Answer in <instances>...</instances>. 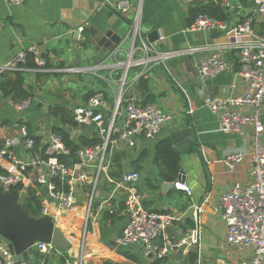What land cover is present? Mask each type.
<instances>
[{
	"label": "crops",
	"instance_id": "1",
	"mask_svg": "<svg viewBox=\"0 0 264 264\" xmlns=\"http://www.w3.org/2000/svg\"><path fill=\"white\" fill-rule=\"evenodd\" d=\"M226 0H131L134 9L123 15L114 9V5L101 0H26L22 5H14L0 0V63H4L22 49L36 45L49 59L51 69L61 67H79L83 72H22L23 88L32 92L29 106L17 111L13 105V96L6 95L2 84L7 80H15L17 73L0 74V147L8 138L18 137L20 144L13 145L10 150L11 160L28 159L34 151L25 145L20 128L26 124L31 133L40 138L38 152L42 149L48 134L59 126L71 133L72 139L79 142L81 136L99 137L95 125L82 124L70 126L60 118L58 109H64L73 116L75 107L86 103L89 96L103 91L112 103L119 92L120 73L115 68L112 52L101 46L99 40L107 31H113L122 37L121 52L118 59H124L131 49L124 43L129 36L130 23L134 12L141 8L142 27L147 33L158 30L166 37L159 43L160 49H178L204 43H221L243 38L234 31H190L194 16L193 10L203 3H224ZM233 4H244L256 9L253 0H229ZM231 18L233 15L231 13ZM229 16V17H230ZM240 11L234 17H241ZM243 18V17H242ZM78 39L74 31L86 28ZM96 37V39H95ZM92 39V42L88 40ZM119 46V45H118ZM226 57L233 61L236 70L239 68L238 53L226 52ZM136 69V68H135ZM97 81L93 87L83 94L71 92L72 80L76 76L95 72ZM236 71L221 73L217 77L202 83L197 78L194 65L189 56L171 58L164 64L154 65L148 78L135 81L128 93H136L144 102H156L170 119L164 124L162 131L154 140L140 138L137 144L129 148L123 143L117 151L122 154L120 166L114 164L111 157L110 170L102 175L97 191V200L88 224L86 251L87 264H104L107 261L119 264H155L156 260L144 255L137 246L126 249L115 247L116 239L122 234L128 221L125 212L127 189L119 185L126 170H137L142 179L138 190L146 209L151 211H171L181 219L159 237L162 242L169 239L179 242L184 237L196 234L197 242L183 252L181 258L174 251L166 257V264H185L189 251L197 254L196 264H253L255 252L252 248L232 245L227 240V223L216 209L222 194L235 183L248 184L252 180L250 167L251 152L254 148L253 133L246 135L226 132L220 129L218 118L204 105L206 95L241 94L246 83L236 78ZM62 74L68 75L62 80ZM115 78L110 84L109 79ZM135 72L128 77L133 82ZM101 82V83H99ZM141 82L146 88H141ZM99 83V84H98ZM234 84L236 85L234 87ZM73 101V102H72ZM192 111V112H190ZM193 123L200 145H193L187 154L180 152V170L175 181L180 180V171H184V180L192 193L175 187H164L160 166L155 162V145L165 138H170L174 131ZM172 140V139H171ZM173 143V142H172ZM242 150L245 159L231 171L224 159L230 152ZM16 171L10 162L5 170ZM113 171V172H112ZM37 169H30L26 185L37 183ZM115 173V174H113ZM175 184V183H174ZM46 185L42 186L43 203L47 199ZM75 191L81 202L68 211L59 210L51 200V212L55 214V222H61L72 214L70 227L64 232L71 244L69 252L61 250V254L47 257V264H63L64 257H75L78 254L84 233L83 218L86 212L87 185L75 183ZM207 199V200H206ZM202 209L196 208L201 206ZM81 214V215H80ZM59 225V224H58ZM60 226V225H59ZM36 261L43 258L37 252ZM33 262V259H30ZM264 264V262H263Z\"/></svg>",
	"mask_w": 264,
	"mask_h": 264
},
{
	"label": "built area",
	"instance_id": "2",
	"mask_svg": "<svg viewBox=\"0 0 264 264\" xmlns=\"http://www.w3.org/2000/svg\"><path fill=\"white\" fill-rule=\"evenodd\" d=\"M6 3L22 5L26 0H3ZM108 2L109 0H103ZM256 9L244 4H233L226 0L223 6L231 16L222 20L212 15L199 14L188 27L190 31H234L243 38L221 43H204L185 48L160 49L159 43L166 37L151 43L148 33L142 27V10L138 8L130 23L129 35L132 36L131 49L124 59H118L121 45L112 51L115 58L114 66L120 73V89L115 94L113 102L108 100L103 91L89 96L86 103L73 110V118L79 124L95 125L101 141L93 145L81 146L78 162L73 165L62 160L70 154V149L63 136L52 130L38 152L36 140L28 125L21 126L20 131L25 139V145L34 153L28 159L11 160L10 150L13 145L20 144L18 137L6 139L0 147V166L3 170L0 181L3 191L11 192V188L19 183L24 185L22 191H27V176L30 169H37L36 180L49 189V196L42 202L40 215L55 214L51 212V200L55 207L62 211L72 209L78 203L75 183L81 182L88 187L86 212L83 218L84 233L78 254L75 257H64L63 264H87L86 238L88 224L97 200V191L102 175L110 170V161L121 144L132 148L140 138L154 140L162 131L170 115L156 102H144L136 93H128L135 81L148 78L154 65L164 64L165 61L179 56H189L200 82L205 83L221 73L235 70L236 78L246 83V89L241 94L206 95L204 105L218 118L220 129L239 135L253 133L254 148L251 152L252 163L250 173L252 180L248 184L235 183L225 191L216 209L227 223V240L232 245L252 248L255 252L253 264L264 262V0H253ZM114 9L123 15L130 14L134 5L131 0H115ZM240 11L243 16L234 17ZM243 17V18H242ZM81 31L84 28H80ZM237 52L239 68L236 70L233 61L226 57V52ZM33 64V65H31ZM136 68V69H135ZM85 69L61 67L51 69L48 57L40 48L32 45L17 52L13 57L0 63V74L17 72H83ZM131 71L135 72L133 82L128 81ZM110 84L115 78L109 79ZM236 85L234 84V87ZM17 111L25 110L30 99L15 102ZM192 112V111H190ZM2 125L0 119V127ZM242 150L230 152L224 162L228 169L234 171L245 159ZM14 163L16 171L5 170L8 163ZM54 179H61L59 187ZM142 175L137 170H126L119 185L127 189L125 212L128 221L115 242L117 249L140 247L147 257L164 259L174 251L183 250L197 242L196 234L184 237L179 242L158 239L165 231L181 218L171 211H151L144 207L138 184ZM175 187L192 193L190 186L183 181L174 182ZM69 186L68 189L64 185ZM21 191V192H22ZM207 200V199H206ZM43 201V200H42ZM196 208L202 209L201 206ZM39 215V216H40ZM38 216V217H39ZM7 240L0 237V264H47V257L61 254V250L53 243L36 241L32 246L34 253L43 254L36 263L31 260L16 259Z\"/></svg>",
	"mask_w": 264,
	"mask_h": 264
},
{
	"label": "water",
	"instance_id": "3",
	"mask_svg": "<svg viewBox=\"0 0 264 264\" xmlns=\"http://www.w3.org/2000/svg\"><path fill=\"white\" fill-rule=\"evenodd\" d=\"M103 2V0H101ZM115 0H109V3H114ZM87 32V27L82 31L76 29L74 31V38L78 39L83 32ZM160 34L158 30H153L148 33L149 42L153 43L158 40ZM96 39V37H95ZM92 42L91 38H88ZM122 37L115 34L113 31H107L99 40L101 46L106 47L112 52L121 44ZM171 139L176 148L183 154L191 151L193 145H200L199 137L196 129L191 123L189 126L183 127L174 131ZM3 167L0 166V174ZM184 171H180L179 179L184 180ZM174 182H165L164 187H174ZM45 191L49 196V189L46 187ZM27 191H22L19 198L9 191H3V186L0 181V237L7 240L10 250L16 254V259H33V263L37 261L34 259L35 253L33 244L36 241L53 242L59 249L63 251L70 250L71 244L66 238L62 228L55 222L51 215H40L39 217L32 216L25 208ZM78 202H81L78 199ZM183 256V251L177 253V258Z\"/></svg>",
	"mask_w": 264,
	"mask_h": 264
},
{
	"label": "trees",
	"instance_id": "4",
	"mask_svg": "<svg viewBox=\"0 0 264 264\" xmlns=\"http://www.w3.org/2000/svg\"><path fill=\"white\" fill-rule=\"evenodd\" d=\"M193 18L192 21L198 16L199 14H207L212 15L216 18L226 20L229 18L230 13L229 11L223 6V4L209 2L203 3L202 5L196 7L193 10ZM33 65V64H31ZM24 78L22 72H17V77L15 80H7L2 84V90L6 95H11L14 98L15 102L24 101L30 99L32 97V92L23 88ZM141 88L145 89L146 84L141 82ZM146 99V102L149 101ZM57 113H61L60 118L63 120L64 123L69 124L70 126L78 125V123L74 120L71 114H68L67 111L64 109H58ZM29 127V126H28ZM30 129V128H29ZM54 131L60 133L68 148L70 149V154L68 156H63L62 160H64L67 164L73 165L74 163L78 162L79 160V150L81 146H88L93 145L101 141L100 137L89 138L87 136H81L80 141L76 142L72 139L71 133L62 127H55ZM31 133V130H30ZM35 137L36 140V147L37 149L40 146V138ZM155 162L160 166L162 179L165 181H175L178 177L179 170H180V152L174 147L172 140L170 138H165L159 140L155 145ZM114 164H120V160L122 158V154L115 152L113 155ZM113 172V171H112ZM115 174V173H113ZM59 187H62L61 179H54ZM64 188L68 189L69 186L67 184L64 185ZM24 189V185L19 183L11 188V193L15 196L16 199L19 198L21 191ZM27 189V197L25 208L32 216L38 217L41 213L42 208V184L40 182L35 183L33 186H29ZM37 254V252H35ZM63 260V259H62ZM197 254L194 251H189L186 255L185 264H196ZM167 258L158 259L156 260L155 264H166ZM104 264H116L110 261L105 262ZM119 264V263H117Z\"/></svg>",
	"mask_w": 264,
	"mask_h": 264
},
{
	"label": "rangeland",
	"instance_id": "5",
	"mask_svg": "<svg viewBox=\"0 0 264 264\" xmlns=\"http://www.w3.org/2000/svg\"><path fill=\"white\" fill-rule=\"evenodd\" d=\"M126 39L127 40L125 41L124 46L129 47L131 45L132 36L129 35ZM94 73H99V72L96 70L95 72L85 73L83 74V76L82 75L76 76V80H72L71 85L68 86L69 88H71V92H73V94H76V95H81L85 93L86 91L90 90L93 87V82L97 81V78L93 75ZM67 77L68 75L66 74H62L61 76L62 80H64ZM86 94L87 93L83 95L85 96ZM58 224L63 229L62 224L61 223H58ZM64 232H67V231L64 230Z\"/></svg>",
	"mask_w": 264,
	"mask_h": 264
},
{
	"label": "bare ground",
	"instance_id": "6",
	"mask_svg": "<svg viewBox=\"0 0 264 264\" xmlns=\"http://www.w3.org/2000/svg\"><path fill=\"white\" fill-rule=\"evenodd\" d=\"M71 217H72V214L69 213V215L67 217L60 219L61 220L60 223L62 224V227H63L64 230H67L70 227V225H71L70 224Z\"/></svg>",
	"mask_w": 264,
	"mask_h": 264
}]
</instances>
